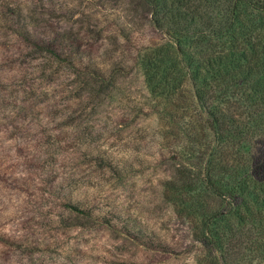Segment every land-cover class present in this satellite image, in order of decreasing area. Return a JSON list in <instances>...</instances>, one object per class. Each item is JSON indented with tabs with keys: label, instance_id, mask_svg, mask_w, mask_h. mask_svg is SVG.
<instances>
[{
	"label": "rangeland",
	"instance_id": "rangeland-1",
	"mask_svg": "<svg viewBox=\"0 0 264 264\" xmlns=\"http://www.w3.org/2000/svg\"><path fill=\"white\" fill-rule=\"evenodd\" d=\"M5 2L36 17L32 32L53 25L82 38L85 61L111 85L85 87L89 74L71 73L28 46L18 24L0 22V264H212L199 223L170 187L188 147L140 68L137 47L161 32L133 25L123 1ZM248 235L233 241V257L264 264V237Z\"/></svg>",
	"mask_w": 264,
	"mask_h": 264
},
{
	"label": "trees",
	"instance_id": "trees-1",
	"mask_svg": "<svg viewBox=\"0 0 264 264\" xmlns=\"http://www.w3.org/2000/svg\"><path fill=\"white\" fill-rule=\"evenodd\" d=\"M5 1L1 23L18 24L28 46L71 73L89 74L85 87L99 83L108 90L109 76L85 61L82 38L53 25L32 32L36 17ZM115 1L128 3L133 25L161 32L137 50L151 94L167 100L162 114L188 147L180 154V179L170 183L175 201L199 223L198 239L213 251L210 263L238 264L233 241L264 237V0Z\"/></svg>",
	"mask_w": 264,
	"mask_h": 264
}]
</instances>
